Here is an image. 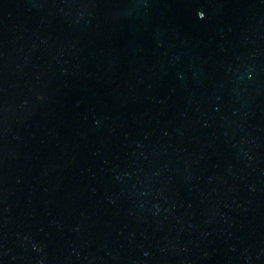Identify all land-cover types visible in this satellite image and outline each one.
Instances as JSON below:
<instances>
[{"label":"water","instance_id":"obj_1","mask_svg":"<svg viewBox=\"0 0 264 264\" xmlns=\"http://www.w3.org/2000/svg\"><path fill=\"white\" fill-rule=\"evenodd\" d=\"M0 264H264V0H0Z\"/></svg>","mask_w":264,"mask_h":264},{"label":"snow or ice","instance_id":"obj_2","mask_svg":"<svg viewBox=\"0 0 264 264\" xmlns=\"http://www.w3.org/2000/svg\"><path fill=\"white\" fill-rule=\"evenodd\" d=\"M199 16H200L201 18H203L204 13H203V12H200V13H199Z\"/></svg>","mask_w":264,"mask_h":264}]
</instances>
